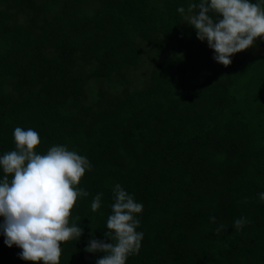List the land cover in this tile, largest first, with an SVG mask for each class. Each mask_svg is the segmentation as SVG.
I'll list each match as a JSON object with an SVG mask.
<instances>
[{"label": "trees", "instance_id": "1", "mask_svg": "<svg viewBox=\"0 0 264 264\" xmlns=\"http://www.w3.org/2000/svg\"><path fill=\"white\" fill-rule=\"evenodd\" d=\"M190 2L0 0V155L19 126L39 154L64 145L91 164L70 217L84 233L60 264L104 255L85 248L117 183L143 204L127 264H264V37L225 67L177 11ZM4 241L0 264H33Z\"/></svg>", "mask_w": 264, "mask_h": 264}, {"label": "clouds", "instance_id": "2", "mask_svg": "<svg viewBox=\"0 0 264 264\" xmlns=\"http://www.w3.org/2000/svg\"><path fill=\"white\" fill-rule=\"evenodd\" d=\"M177 11L184 22L194 26L197 38L214 50V60L225 67L231 65L233 55L264 37V0H196L189 3L187 14L184 7ZM13 138L15 149L0 155L4 173L0 179V230L4 242L20 248V258L33 264H60L62 243L79 240L84 233L83 227L70 223V217L78 198L89 195L78 186L91 164L86 156L64 145L39 154L36 148L41 138L32 128L16 127ZM102 196L99 193L93 198V212L101 207ZM258 196L264 201V192ZM113 200L105 238L97 239L93 234L85 248L86 252L104 254L96 264H127L128 257L141 248L144 234L137 231V214L143 204L118 183ZM215 219L210 217L213 223ZM246 223L250 221L240 217L234 228L239 230ZM223 228L219 225L216 233Z\"/></svg>", "mask_w": 264, "mask_h": 264}]
</instances>
